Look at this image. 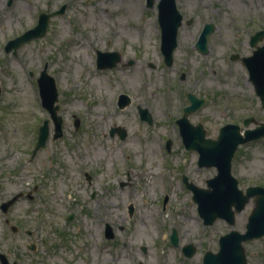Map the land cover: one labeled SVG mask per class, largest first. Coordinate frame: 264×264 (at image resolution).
<instances>
[{
	"label": "rangeland",
	"instance_id": "374dc122",
	"mask_svg": "<svg viewBox=\"0 0 264 264\" xmlns=\"http://www.w3.org/2000/svg\"><path fill=\"white\" fill-rule=\"evenodd\" d=\"M158 1L150 7L146 0H12L10 5L0 0V204L22 192L7 212L0 208V251L9 261L203 264L206 250L217 251L220 235L245 230L252 199L235 214L233 225L222 218L203 223L183 176L206 187L217 170L198 166V152L185 148L175 120L192 93L205 102L188 119L200 122L208 137L215 138L225 123L244 129V117L264 121V101L240 59L255 49L251 35L264 29V0H176L183 21L171 65L160 50ZM63 4L45 35L21 44L15 54L4 51L6 41L34 26L40 12ZM205 23L214 30L202 53L195 43ZM78 43L87 47L85 64ZM257 44H264V37ZM98 51H117L121 60L97 68ZM234 54L239 57L231 58ZM44 66L58 93L61 134L56 138L37 84ZM88 66L102 77L100 92L88 86ZM25 87L31 100L26 111ZM121 93L130 99L124 107L117 103ZM139 107L148 110L150 123L140 118ZM45 119L48 138L32 155ZM113 127L122 128L124 136L111 133ZM94 138L108 146L135 147L101 154L77 148ZM231 173L243 190L264 186V137L238 146ZM106 225L112 238L104 235ZM173 231L176 244L170 240ZM186 244L195 248L190 257L182 251ZM243 246L247 264H264V236Z\"/></svg>",
	"mask_w": 264,
	"mask_h": 264
},
{
	"label": "water",
	"instance_id": "95a60500",
	"mask_svg": "<svg viewBox=\"0 0 264 264\" xmlns=\"http://www.w3.org/2000/svg\"><path fill=\"white\" fill-rule=\"evenodd\" d=\"M154 0H147V5L152 6ZM12 0H8L10 5ZM65 4L52 12H40L36 24L22 32L20 35L9 39L5 45L6 52L16 53V49L23 43L34 38L45 35L50 17L63 13ZM158 23L161 28V45L160 49L164 55L166 65H171L173 51L177 45L178 27L182 24V14L178 11L176 0H159L157 4ZM187 22H190L188 20ZM214 30L212 23L204 24L201 33L196 41V48L205 53L207 51V37ZM264 35V30L256 32L250 39V44L255 46L256 42ZM238 57V55H235ZM121 57L117 51H98L97 67L111 68L115 66ZM247 67L249 80L252 82L256 95L264 101V44L257 46L250 56L241 58ZM42 105L48 109L50 116L54 121V137L61 134V119L57 115L58 105L57 89L54 78L46 71V66L40 72L37 78ZM190 103L183 108L182 115L176 119L179 126L182 142L186 149L196 150L198 152V166H214L216 174L206 180V187H199L187 180L183 176V181L187 188L192 191V199L197 203V211L203 219L204 224H211L217 218L226 220L230 225L234 224L235 214L240 212L245 205L252 199L253 208L247 217L245 230L240 232L231 229L227 233L220 235L218 238V250L212 252L205 251L202 261L204 264H247L246 254L243 242L264 236V186L250 185L244 190L238 185V179L231 173L232 157L240 144L247 143L251 140L264 136V122L254 128H244L236 123H226L219 128L215 138L207 137L203 125L199 122L192 124L188 115L200 108L205 100L198 98L192 93L187 95ZM130 99L127 94L118 96V106L124 107ZM140 118L151 122V115L146 108H138ZM250 122H255L254 117H245L242 120L244 126ZM119 131L121 137L124 136V130L120 127L111 129V133ZM48 137V121L44 120L39 126L38 138L33 150V154L42 146ZM170 140L167 141L166 147L169 148ZM20 193L15 194L12 198L1 204L5 212L8 206L13 203ZM132 206H129V213H132ZM15 230V229H14ZM105 236L112 238V232L109 225H106ZM172 243H177L175 231L170 235ZM184 255L190 257L195 252L192 244L183 246ZM1 264H18L16 261L10 262L7 256L0 252Z\"/></svg>",
	"mask_w": 264,
	"mask_h": 264
},
{
	"label": "bare ground",
	"instance_id": "6f19581e",
	"mask_svg": "<svg viewBox=\"0 0 264 264\" xmlns=\"http://www.w3.org/2000/svg\"><path fill=\"white\" fill-rule=\"evenodd\" d=\"M131 1V0H129ZM87 47L83 44V43H78L77 44V48H76V52L77 55H80V50L84 51L83 56H81V61L82 64H85L87 62L88 59V54L86 52ZM89 66L91 65V63H88ZM80 66V63H77L75 65V71L77 67ZM86 67L85 68V79L88 82V86L90 87L91 90L93 91H97L100 92L102 86H103V81H102V77L96 73L95 71L92 70L91 67ZM14 87L10 86V89H13ZM22 94L24 96H26V98L24 99V107L23 110L26 111L28 109V105L30 104L31 100H30V94L28 92V88L25 87L22 91ZM116 123V121H115ZM102 136H105L104 132L102 133ZM153 146V145H152ZM133 145H131L130 143H117L116 146H108V144L104 143H95V138L92 141L89 142H84V143H80V145L77 148H82L85 151H93L97 154H101L102 152H109V151H115V152H120V151H124V152H131L133 150ZM147 152H152L155 153V151L153 150H148ZM151 154V155H152ZM149 162V160H148ZM192 218L194 219L193 216H189V219Z\"/></svg>",
	"mask_w": 264,
	"mask_h": 264
},
{
	"label": "flooded vegetation",
	"instance_id": "af4514ba",
	"mask_svg": "<svg viewBox=\"0 0 264 264\" xmlns=\"http://www.w3.org/2000/svg\"><path fill=\"white\" fill-rule=\"evenodd\" d=\"M21 195H22V192H20V196H21ZM20 196H19V197H20ZM19 197H18V198H19ZM10 198H11V197H10ZM18 198H17V199H18ZM17 199H16V200H17ZM6 200H8V199H6ZM6 200H5V201H6ZM16 200H15V201H16ZM15 201H14V202H15ZM14 202H13V203H14ZM13 203H11V204L8 206L7 210L9 209V207H10ZM0 205H1V204H0ZM1 210H2V209H1ZM7 210H6L5 212H7ZM2 211H3V210H2ZM3 212H4V211H3ZM5 212H4V213H5ZM5 221H6V223H8V219H6ZM12 229H13V231H15V230H16V227H13ZM14 229H15V230H14ZM2 253H3V252H2ZM4 254H5V253H4ZM5 255H6V254H5ZM6 256H7V255H6ZM7 258H8V257H7Z\"/></svg>",
	"mask_w": 264,
	"mask_h": 264
}]
</instances>
